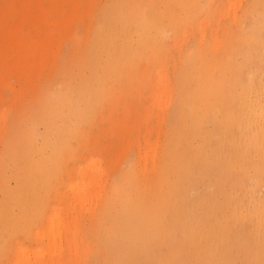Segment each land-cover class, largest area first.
<instances>
[{
    "label": "rangeland",
    "instance_id": "rangeland-1",
    "mask_svg": "<svg viewBox=\"0 0 264 264\" xmlns=\"http://www.w3.org/2000/svg\"><path fill=\"white\" fill-rule=\"evenodd\" d=\"M263 34L264 0H0V264H130L172 249L161 210L146 216L130 196L140 187L150 198L167 151H198L196 134L176 149L191 123L186 95L209 82L223 91L236 68L246 79L233 135L206 144L245 151L247 167L223 162L217 174L232 152L208 164L216 175L197 162L207 178L169 165V186L195 183L164 211L178 223L180 263L200 252L195 264H264V45L243 46ZM214 125L202 122L205 133Z\"/></svg>",
    "mask_w": 264,
    "mask_h": 264
},
{
    "label": "bare ground",
    "instance_id": "bare-ground-1",
    "mask_svg": "<svg viewBox=\"0 0 264 264\" xmlns=\"http://www.w3.org/2000/svg\"><path fill=\"white\" fill-rule=\"evenodd\" d=\"M160 15H163V14H160ZM251 37H252V35L250 37L245 38V42H244L243 46L247 45L249 47H255V46L261 45V47H262L264 45V34L262 36L256 35L255 39L251 38ZM260 37H263V39H260ZM252 40H254V41H252ZM250 41H251V43H249ZM114 56L116 57L115 50H113L111 58H113ZM251 56L254 58L260 57V55L257 54V51H256V53H252ZM235 70L236 71H234L233 75L237 76L238 80L234 81V83H231L230 86H225L223 91L215 93L210 88L211 82H209V83H206L205 85H202V84L195 85V90L191 91V93L189 95H186L185 100L188 101L189 108L185 107L184 111H186V112L184 113V118L187 120H190L191 123L189 125L187 123H185V124H187L186 126H188V127H186L187 130L185 129V134L184 133L182 134V132L180 131L181 129H179V131H177L178 136L176 138V140H177L176 149H177V147L179 148V144L182 141L188 140V143H189V140H191V138H196L195 137V134H196L197 138H200L203 141V143H201L202 145L197 146L199 148V149L196 148V149H198V151L196 150L197 153H195L196 151L193 150L194 151V154H193L192 149H190V151H192V152L189 151V146H191V144L187 145V142L185 143V145H187L188 147L187 146L185 147V149L187 148V150H186V153H184L183 155H179L177 150H175L177 153L176 152L171 153V151H167V153H165L162 168L160 170V173H162V182L159 184V187L153 191V193L150 195V198L149 199L147 198V196H149V195H147L148 194L147 191L141 192L140 187H137V189H136L137 191L133 194V196L132 195L130 196L133 198V201L136 202V210L142 214H145L146 216L150 215L149 214L150 212L153 213L155 210H161V214H160L161 232H163V234L165 233L163 238H162L164 240L163 243H166V242H168L170 244L172 243V247H173L172 249L166 250L164 245L161 244L158 246V249L160 251V254L158 257H151L149 255H143L140 259L133 258L131 261H129L130 264H182L179 262L180 255L182 253L181 248L179 247L180 246L179 237L175 236L176 238L171 239V237L173 235L170 233L171 226L174 225V227H175V225H177L178 223H177V221L174 222L172 215H168L167 213H165L164 208L166 207V211L172 212V208H175V203L173 204V202L176 199H179V197L186 191L187 187H189V186L193 185V183H195V182H193V180H194L193 178H195V177L194 176H193V178L190 177V179L192 178L191 179L192 183H190L191 180L187 179L185 184L182 185V184L176 183L177 185L175 187H171L168 185L169 184L168 183L169 182V175H167L165 173L166 167L175 166V165L179 164L180 168H182L184 171L186 170L187 173L191 172V176L192 175L196 176V173L194 174V172H198L196 169H199V171H200V169L202 168V167H200V165L203 166V163H204V165H206V166H205V168H202V169L205 170L207 168L208 164L211 165L212 162L214 164V161L216 160L217 156H219V155H217V153L218 154L222 153L221 158H223L224 153H225V155L227 153H228V155H231L233 153L234 155L232 154L233 156L232 155L229 156V157H232L229 159L230 160L233 159L234 161L236 159V161L233 163L232 160H231L232 161L231 162L229 159H227V160L221 159V164L216 162L214 165L212 164L213 166L211 165L212 168L216 167V166L218 167L219 164L222 165L225 163L227 166L226 169L229 168L230 170L229 169L228 170L231 172H232V170H235L237 167L239 169H241V171L244 172L245 168L247 167V165L245 163L242 164L244 162L243 159L245 158L244 157L245 155L243 156L245 151L240 149L239 151H237L235 153V151L233 152V151L229 150V152H228V150H226L224 152V150H223V152H224L223 153L220 150L221 151V153H220L219 150L217 151L218 148H214L216 146L212 145L213 146L212 147L211 145L210 146L208 145L209 143L206 144L208 139L211 140V138H213V136L219 135V136H221L220 138H222V139L223 138L229 139V137L231 135H233V130L231 128L232 127V120L234 118V112H233L234 106L233 105L236 103V97L234 96L233 92L237 89L238 86L243 84L242 79H246V73H244L245 71H243V73H242V71L239 68H236ZM199 72L202 73L203 71L199 70L196 73H199ZM94 83L97 87L101 86V88L103 89L107 84V79L101 78V82H100V81H98L97 78H95ZM187 91H188V89H186V92ZM216 105L221 106L222 109H218ZM201 108L210 110L215 115H213L211 113H209V114L201 113L200 112ZM204 117H206V119ZM184 118L181 117L180 120H185ZM204 121H205V123L206 122L211 123V125H213V123H215L214 126L217 128L216 132L215 131L212 132L215 129V127H214V129H212V131H209L207 129V132L205 133L203 128H202V122H204ZM192 124L195 126L194 127L195 129H197L198 128L197 125H199V129L196 131L194 129H192L193 128V126H191ZM216 124L220 127H217ZM219 128L221 129L220 131H219ZM203 133L205 134L204 136L202 135ZM185 135H187L188 138ZM174 136L176 137V135H174ZM183 137H184V139H182ZM222 139H220V140H222ZM211 142H212V140H211ZM193 149H195V148H193ZM187 151H189V153ZM240 151H242V152H240ZM180 152L182 153V151H180ZM238 152H240V153H238ZM190 153L193 155H191ZM241 153H243V154L241 155ZM236 154H238L239 156ZM186 155H188V156H186ZM234 156H236V157H234ZM175 157H177V158H175ZM185 157H186V159H185ZM227 157H228L227 155L224 156V158H227ZM237 157H239L240 161L243 160L242 163L239 162ZM242 157H243V159H242ZM200 159H203L205 161L200 160ZM199 160L201 161V164H200ZM198 161L200 164L199 167H198V163H197ZM202 161H203V163H202ZM205 162H206V164H205ZM236 162L237 163L239 162L238 165H236L237 164ZM240 163H241V166H240L241 168L239 167ZM195 164H197L198 168L195 167V169H193V167L196 166ZM234 164H235V166H234ZM231 165H232V167L233 166L234 167L237 166V167L232 169ZM262 165H264V164H262ZM222 166H223L222 167L223 169L220 167V169H222L221 171H220V169L218 170L219 167L217 168V170H216L217 174L220 172L222 174V171L225 170V167H224L225 165H222ZM208 168L210 169L209 166H208ZM208 168L206 169L207 172L205 171L206 173H208V170H209ZM202 169H201V174H200L201 177L203 174L206 176V174L202 172ZM213 169H210V171L212 172ZM211 172L209 173V175H211L212 173L216 175V172L215 173L214 172L211 173ZM231 172H230V174H231ZM237 172H238V170H237ZM225 173H228V171L225 170ZM232 174L230 175L231 177H229V175L227 177H229L230 179L233 178L235 173L233 174V176H232ZM197 175H198V173H197ZM209 175L206 176V178L209 177ZM205 176H203V178H205ZM226 178H224V179H226ZM229 178L227 180H229ZM233 179L236 180V178H233ZM225 182H223V183H225ZM164 183L166 184V187L163 186ZM173 183H175V181H173ZM173 183H171V184H173ZM29 186H30L31 190L28 193V198H29V200H34L35 199V193H34L35 188L31 183H29ZM144 189H146V188H144ZM128 190H129V188H128ZM179 193H180V196L177 197V195ZM121 196L127 197L126 199L130 198L127 192L123 193ZM144 196H146V197H144ZM123 205H126V203L120 204L121 208L120 207L119 208L122 209L121 212H123L124 209H128V206L123 207ZM117 209H118V205L115 202V212L117 211ZM111 210H113L111 208V206L106 208V211L104 214L105 218H107L109 216V213L111 212ZM124 224H126L125 220H122V224H120V222L115 223L116 234L121 231V229H122L121 225H124ZM119 234H120L119 236H120L121 240L119 241V243H117L116 236H115V240H114V248L115 249H117L121 245V243L125 240V238L127 237V235L123 232H121ZM128 239H129V237H128ZM153 248L157 249V245H154ZM132 249L133 248H131L130 246L125 249L128 256H130L132 254V251H133ZM195 255L196 256L202 255V256L197 257V259H194V261H192V260L186 261L183 264H195V262L196 263H202L206 257L204 254H201L200 252L196 253ZM207 264H211V263L207 262Z\"/></svg>",
    "mask_w": 264,
    "mask_h": 264
}]
</instances>
